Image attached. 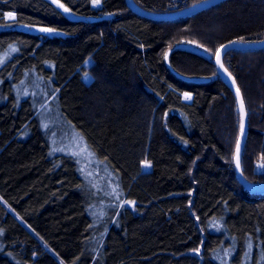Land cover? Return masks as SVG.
Segmentation results:
<instances>
[{
    "label": "trees",
    "instance_id": "trees-1",
    "mask_svg": "<svg viewBox=\"0 0 264 264\" xmlns=\"http://www.w3.org/2000/svg\"><path fill=\"white\" fill-rule=\"evenodd\" d=\"M134 1L171 13L202 0ZM0 24L13 25L0 30V264H264V194L235 166L238 102L215 59L191 45L217 53L264 40V0L170 20L126 0H0ZM223 61L248 111L244 174L264 182L253 170L264 163V49ZM47 104L83 135L104 189L54 151Z\"/></svg>",
    "mask_w": 264,
    "mask_h": 264
},
{
    "label": "rangeland",
    "instance_id": "rangeland-1",
    "mask_svg": "<svg viewBox=\"0 0 264 264\" xmlns=\"http://www.w3.org/2000/svg\"><path fill=\"white\" fill-rule=\"evenodd\" d=\"M96 4H98L96 2ZM7 19L13 20L16 18V15L14 13H7L6 14ZM13 27L12 24L8 25H1L0 24V30L1 29H8ZM15 27L24 29V30H29L33 32H44L45 30L42 27H37V26H26V25H16ZM194 50H197L201 52L204 55H207L209 57H212L215 59L216 52H210L207 49H204L202 47L195 46V44H191ZM92 62V59H88L86 62V65H89ZM84 78L86 80H90L92 78V75L89 72L84 73ZM35 79V80H34ZM33 80H31V89L34 91L36 87L40 86L38 83L36 84V81L38 80L36 77H34ZM43 83V82H42ZM23 91V89H22ZM45 93V92H44ZM43 91L38 90L36 97L40 99L39 97H43L44 95ZM23 94V93H21ZM190 96L187 95V98ZM40 119L43 124V127L48 131L50 134V142L53 145V149L56 152H59L60 154L64 155H73L80 159V164L82 169L88 173L91 181L95 182L96 180H99L97 183L94 185L98 186L100 190L104 189L106 186H102L101 188V183H110V180L106 173H101L102 167L96 161L95 158L92 157L90 147L88 146L85 138L83 135L79 133L76 129H73L71 125H69L67 122H65L62 119H58V121H55V115L51 106L47 104L46 106L43 105L39 111ZM264 164L262 162H257L253 168L256 173H262L264 168L259 167V165ZM151 165L150 163L145 159L142 163V168L144 170L150 169ZM243 169V166H242ZM244 172V171H243ZM108 174V173H107ZM245 175V174H244ZM104 178V179H103ZM252 183L257 184L259 187H262L264 182H253ZM113 192L111 191V187H108L106 189V196L110 197L112 196ZM110 205L106 206V210H110ZM13 211L10 209V212ZM110 213V211L108 212ZM20 221H22L27 227L28 225L21 219L19 218ZM29 228V227H28ZM30 229V228H29Z\"/></svg>",
    "mask_w": 264,
    "mask_h": 264
},
{
    "label": "water",
    "instance_id": "water-1",
    "mask_svg": "<svg viewBox=\"0 0 264 264\" xmlns=\"http://www.w3.org/2000/svg\"><path fill=\"white\" fill-rule=\"evenodd\" d=\"M128 6L134 10L136 13L156 20H170L180 17H187L194 15L196 13H199L201 11H204L206 9L212 8L226 0H202L200 2H197L185 9L171 12V13H155L147 11L143 8H141L134 0H126ZM62 5V4H60ZM65 9V8H64ZM69 15H71L70 11H66ZM234 42V43H233ZM222 46H227V49H223ZM215 56V63L217 67L218 74L220 77L229 85V87L232 89L233 93L235 94V97L238 102L239 111L241 115V126L243 125V135L240 133V137L238 140L240 150L239 154H237V148L235 153V166L237 171V176L239 181L243 184V186L250 192L256 193V194H264V184L262 187H259L257 184L252 183L245 175L242 169V158L243 153L245 149V145L247 143L248 134H249V119H248V111L245 103V99L243 96V93L241 89L239 88L237 81L235 77L233 76L235 83H232L228 80V78L225 76L224 72L228 70L224 64V56L227 52L232 50H258V49H264V40L261 41H230L222 45ZM219 57V62H218ZM223 65V67H221ZM229 71V70H228ZM230 72V71H229ZM237 89H239V94L237 93ZM243 100L244 104V111L241 112L240 109V101ZM237 160L239 161V166H237Z\"/></svg>",
    "mask_w": 264,
    "mask_h": 264
},
{
    "label": "snow or ice",
    "instance_id": "snow-or-ice-1",
    "mask_svg": "<svg viewBox=\"0 0 264 264\" xmlns=\"http://www.w3.org/2000/svg\"><path fill=\"white\" fill-rule=\"evenodd\" d=\"M95 2H99V0H95ZM61 7H63V5H61ZM65 11H68L67 9H65ZM234 43V42H233ZM223 49H227V46H222ZM218 62H219V57H218ZM221 67H223V65H221ZM237 93L239 94V89H237ZM240 109H241V112L244 111V104H243V100L241 99L240 101ZM243 125L241 126V134L243 135ZM239 150H240V146H239V143L237 144V154H239ZM237 166H239V161L237 160ZM259 167H262L264 168V164H261L259 165Z\"/></svg>",
    "mask_w": 264,
    "mask_h": 264
},
{
    "label": "bare ground",
    "instance_id": "bare-ground-1",
    "mask_svg": "<svg viewBox=\"0 0 264 264\" xmlns=\"http://www.w3.org/2000/svg\"><path fill=\"white\" fill-rule=\"evenodd\" d=\"M224 74H225V76L228 78V80H229L230 82L235 83V80H234L233 76L230 74V72H229L228 70H226V71L224 72Z\"/></svg>",
    "mask_w": 264,
    "mask_h": 264
}]
</instances>
